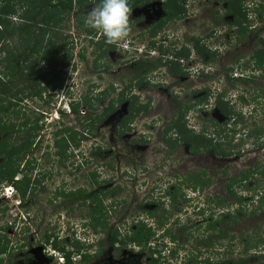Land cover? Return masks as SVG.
Segmentation results:
<instances>
[{
    "label": "rangeland",
    "instance_id": "rangeland-1",
    "mask_svg": "<svg viewBox=\"0 0 264 264\" xmlns=\"http://www.w3.org/2000/svg\"><path fill=\"white\" fill-rule=\"evenodd\" d=\"M162 1L157 0L155 5ZM245 1L246 7L251 9L256 5L264 6V0ZM93 3L94 1L88 3L82 12L75 11L67 17L69 29L66 30V33L72 34L73 57L71 64L66 68L63 87L47 92L50 95L49 103L45 100L47 98L31 97H27L20 103L25 113L30 116L39 113L44 114L40 120L42 130L30 150L31 157L37 158L35 168L54 170L56 173L59 171L56 175L57 179L60 180L64 177L70 188L77 187L87 183V180L83 179L88 169L86 161L90 158L91 148L99 145L102 151H98L99 154L92 158L95 162L94 166H98L102 171V176L105 177L104 180H108L105 183L106 186L120 187L119 192L111 198V201H115L112 204L115 212L113 211L109 218L108 229H114L117 223L122 230L125 225L129 228L133 225L134 219L139 216L147 219V224L154 228L157 227L158 219L170 216L169 228L174 230L181 227L187 228L179 234L178 243L182 246L174 260V264H184L191 253L197 256H199L197 253H202L197 257L200 261L207 258L206 256L213 257L211 249L216 250L215 253H218L217 248L219 245H217L216 240L211 239L210 232H203L206 226L205 217L207 218L210 213H213L216 218L219 217L222 210L231 209L236 221L231 219L232 221L226 225V229L222 232L223 237L217 240L219 243H223V260L233 259L235 261L244 257V259H248L246 264H264V258H259V254H264V244L261 241L264 239V206L259 209L256 215H250L254 208L260 207V201L258 200L260 194L255 195L257 190L254 188L261 182L257 179L259 176H253L254 178L248 183L249 186L247 185L248 188L239 189V194L247 198L244 201L246 203L244 209H246L247 214L243 215L236 212L239 205H236L235 201L230 200L232 201L230 202L228 196L226 197V190L223 189L231 176L238 177L240 172L247 166H264V147L260 148L257 144L252 145L251 141L248 140L249 134L241 140L237 136V141L233 140L232 144L229 145L225 142L228 146L225 147L230 150L232 145H237L235 148L241 154L240 157L234 156V151L233 153L231 151L228 157L220 158L209 153L193 156L188 153L186 147L179 146L176 149H170L166 148L160 141L163 125L172 118L171 113L174 115L177 108L182 105L176 103H182L185 100L186 92L193 89L195 85H207L208 89H214L216 86L223 88L225 84H230L231 79L226 81L222 77V72L218 70V75L216 74L217 71L215 72L217 76L208 75L207 82L200 84L201 82L196 78L192 79V77L187 78V76H184L186 72L182 64L178 67L181 72L176 73L175 76L169 75L168 71L163 69L160 72L146 73L144 66L141 67L142 63L149 62L153 64L155 58L162 57L163 52L159 47H163V44L166 45L168 39L161 35L157 44L158 49L151 48L155 46L152 43L150 46L148 45L150 41L148 30L144 31L148 24L139 22L137 20L139 16L137 17L131 12L129 15V36L123 42L117 44V49L109 54L107 61L98 60V64H107L109 69L105 70L104 67H99L94 70L93 61L96 51L89 46L88 39L81 34L83 31L78 26L81 18V20H85L86 13ZM186 4L190 17L189 22L171 23L163 30L165 33L170 29L175 30L176 26L178 29L174 33L175 37L177 36L180 41H184L186 33L203 37L221 25L217 35L225 32L224 41L233 38L230 26L231 18L225 14L226 12L223 10L224 3L220 0H187ZM78 13H80V16L77 15ZM250 15L252 21L250 25H256V28L246 36L244 45L241 47L236 46L237 49L229 50L230 52L225 50L222 56L217 57L216 61L220 66L232 65L239 54V57H242V63H247L252 47L256 43L255 36L257 35V38L264 37V30L261 28L264 24L256 23L255 16ZM135 19L136 21H134ZM13 20L16 21L17 17H14ZM215 22H218L219 25ZM172 37L170 33L169 38ZM145 47L149 51L147 55L144 52L141 55L139 50H135V48L144 49ZM163 50H166L165 53L172 54V51L168 48L163 47ZM151 52L153 53L150 54ZM80 53H85V60L80 59ZM190 56L191 54L184 59L185 63H187ZM195 57L198 56H193V58ZM133 78H137L134 79L133 83H138L140 79H144V82L140 86L134 85L131 94H136L140 101L148 103L150 110L148 113L136 118L130 126L131 130L125 133L123 137H120V126H117L116 123L125 114L124 107H120L115 114L104 120L100 125L95 126L91 132H88L85 122L82 120L84 110L79 118H76L73 112L68 110L70 101H78L85 94H89L91 97L97 96L98 92H101L110 84H113L117 89L112 94L115 97L118 91L129 84ZM253 82L249 83L248 81L244 83L245 85L240 84L237 87L240 86L243 89L247 86L246 84H250L255 88L261 87L262 93H264V76H255ZM23 86L24 84L18 85L16 89L18 87L21 89ZM45 95L46 93L43 96L45 97ZM107 101L108 99H105L98 105V112L102 111ZM244 110L247 113V109ZM203 112V116L212 117L214 111L211 108L210 111L205 109ZM196 113L197 110L187 114L189 118V121H187L189 125L196 127L198 130L202 122L196 119ZM263 116L264 99L260 103L256 116V120L261 124V127H264ZM60 127L79 130L80 139L82 140L79 147L74 146V144L71 145L68 154L72 153L73 155L71 154L64 163L59 162L58 157L55 156L54 148L53 132ZM208 127L211 129L210 125ZM120 129L123 128L120 127ZM229 134L230 132L227 131L222 137L228 135L227 140L232 139ZM21 139L22 135L19 136L16 143L18 144ZM263 141L264 139L257 141V143ZM38 158L40 159L38 160ZM1 162L2 158H0V164ZM82 162L85 167H80ZM203 169L208 171V175H211L215 183L213 187L207 188L200 196L203 198L218 194L222 203L224 202L226 205L232 203L231 205L228 204V208L220 206L212 208V203L205 202L201 197L196 198L195 195H198V193L195 195L188 193L195 201L185 203L183 199H180L177 205L173 207L169 206L167 198L166 201L161 199V195H164L167 191H172L176 176L186 177L189 171V180L191 178L195 179L193 176L196 172ZM224 171H227V176L223 175ZM80 172H83V174L79 175ZM17 176L21 177L20 174ZM53 187L54 185L48 188L46 192H44L45 189L35 188L34 191L27 194L22 202H20L17 192L12 193L5 189L0 191V230L4 231L2 233L6 235L5 237L2 235L1 240L4 241V238H6L9 243V252H5L0 256V259H3L1 264H64L65 257L62 253L54 251L49 246L43 249L44 239L52 235L57 236L59 242L62 245L67 244L69 248L72 243L71 239L75 237L80 246L85 247L83 251L90 253L91 259L87 262H83L80 256L74 255L73 262L75 264H112L116 263V258L122 260L116 264H139V262H145L151 257L149 251L138 257L135 252L130 250L136 251L137 248L129 247L117 256V252L106 245V233L96 232L85 225L86 216L89 213L88 205L83 207L78 205L77 208L69 200L54 198ZM179 193L186 194L182 190ZM247 196L251 197L248 198ZM251 200L255 202L253 203ZM72 207L73 209L70 210ZM201 211H204V213L202 214ZM149 213H152V215H148L149 218H147L146 215ZM151 231L155 230L151 229ZM184 234L190 236V239L186 240L183 237ZM163 239L157 242L151 240V248L156 245L158 249L162 250ZM203 239L208 242L212 240L211 247H205L198 243ZM255 240L261 242L258 247L252 248V243ZM164 242H167V249L173 247L170 244L171 239L167 238ZM101 243L102 245L105 244V248L95 255V251ZM163 250H165L163 254L168 256L169 252L165 248ZM50 255H53V258ZM92 255H95V257H92ZM164 262L167 263L168 260H164Z\"/></svg>",
    "mask_w": 264,
    "mask_h": 264
},
{
    "label": "trees",
    "instance_id": "trees-1",
    "mask_svg": "<svg viewBox=\"0 0 264 264\" xmlns=\"http://www.w3.org/2000/svg\"><path fill=\"white\" fill-rule=\"evenodd\" d=\"M95 2V0H0V158L2 162L0 164V191L1 187L5 184H13L17 190L19 197L22 201L25 200L29 190H35L36 186L32 189L31 178L28 177L27 167L30 170L37 165V158L33 160L25 161L26 156L30 152L35 139L37 138L39 132L42 130L40 125V120L44 114L39 113L38 115H28L25 113L24 109L20 106V103L27 97L45 99L49 103L50 95L47 92L54 91L56 89H61L64 84V76L66 68L71 64L73 57V41L72 34L66 33L69 29L67 25V17H69L73 11L82 12L84 7L88 3ZM183 0H165L164 9L168 18H180L183 16L185 11L183 5ZM222 3L226 4V15H231L234 25L239 27L240 34L247 32L248 27V11L245 7V0H220ZM134 6V5H133ZM132 4L129 7H133ZM80 16V13L77 14ZM17 17V20H13ZM82 19V18H81ZM79 20V28L83 31L86 39L89 40V45L94 42L93 38L98 37L96 42V53L95 59L93 61V69L96 70L99 67H104L105 70L109 69V66L98 64V60L107 61V58L113 50L117 48L115 45H109L104 42V37L97 30L87 27L83 20ZM155 33H152L154 36ZM91 38V39H90ZM260 48L255 51L256 64L259 67L264 66V37L259 40ZM158 48V47H157ZM159 49L165 53L163 47ZM178 58L188 56L184 50L176 52ZM80 59L85 60V53L79 54ZM178 63V61L176 62ZM161 64V60L156 64L142 63L145 68V72H151L155 67ZM179 67V66H178ZM176 68V67H175ZM176 73H180V69H176ZM133 78L130 80L123 89H120L115 97L112 96L116 92V87L110 84L108 87L104 88L101 92H98L97 96H90L85 94L80 97L78 101H70L69 107L71 112L79 118L81 112L84 110L83 121L87 127L88 132H91L95 126L101 124L111 113L117 110V108L125 102H128V110L132 115L138 114L141 111H145L146 107L140 104L138 97L135 94H131L134 85L140 86L143 84L144 79H140L138 83L134 82ZM24 84L23 88L16 89L18 85ZM46 93L45 97L43 96ZM110 97V98H109ZM108 99V104L102 108V113H97L99 111L98 105ZM207 99H198L199 101ZM219 101V106L222 114L228 117V120L233 117L236 112L228 108V105ZM139 103V104H138ZM83 108V109H82ZM178 120L174 121L165 130L167 134L170 130H175V134L178 138L175 140L164 139L166 144L175 147L178 143L187 144L189 149L193 153L209 152L216 157L225 158L230 155L225 145L221 143L214 142L211 138L204 135H192V132L187 129L185 122L183 121L182 111L179 113ZM22 120V121H20ZM228 120L223 124L225 125ZM120 126L125 128V120H120ZM207 132V129H205ZM79 130L72 128H58L53 132L54 138V148L55 155L59 157V162L68 159V150L72 144L79 147L81 143ZM22 135L21 141L17 144L16 140ZM38 143L36 144V146ZM41 158V157H40ZM38 158V160L40 159ZM264 166L259 169L254 170L251 177L254 174H258L264 181ZM259 168V167H257ZM20 174L19 178L17 175ZM249 173H242L240 182L248 180L250 178ZM205 171L198 172L194 177L198 178L195 182H192L194 188L192 190H199L202 192L205 186L210 184L211 178L205 179ZM236 177H232L230 183L227 184L229 187V196H239V203L236 212L240 214H247L245 207V202L239 194V190L235 191L232 189V184L236 181ZM44 180V176L41 178H36L34 182L35 185H41ZM187 182V181H186ZM200 187V188H199ZM199 188V189H196ZM44 190V189H42ZM181 188L178 186L174 187V190L169 191L172 197L170 206L177 205L180 199L184 201L187 200L186 194H180ZM115 190H112L114 192ZM102 192V191H101ZM198 193V191H197ZM81 198L92 199L96 194H88L85 192L79 193ZM258 195V194H257ZM72 193H68L66 197H71ZM79 196V195H78ZM79 196V197H80ZM97 197V196H96ZM219 199V197H217ZM94 200V206L91 207L88 213V220H85V225L96 232L106 233L109 236V245L116 246L120 245L126 247H139L140 252L150 253L151 260L147 264H167L171 256H166L163 254L162 250L152 249L150 244L151 240L154 239V233L151 231L150 227L143 224L141 226L137 225L131 233L126 234L125 239L119 236V232L108 229L109 217L108 209L102 203L101 199ZM205 202L212 203V208L214 206H220L226 208L224 202L219 199V205L216 202L214 196H208ZM260 207L254 208L250 215H256L259 209L264 206V192L261 193L259 197ZM252 202V201H251ZM85 203V202H84ZM232 207V206H231ZM223 208V209H224ZM228 208V207H227ZM217 209V208H216ZM215 209V210H216ZM264 209V208H263ZM233 211L231 209L222 210L219 213V217H214L213 213H210L206 220L205 230H210L212 232L213 239L217 234L216 238H222V232L226 229V225L230 221H236L233 217ZM203 214L204 211H201ZM232 219V220H231ZM3 231H0V255L5 252L8 241L5 237ZM2 235H4L2 237ZM192 235V234H191ZM193 236V235H192ZM261 236V235H260ZM2 237V238H1ZM53 237V236H52ZM258 237V236H255ZM173 242H176L178 236L176 234L171 236ZM190 239V236L185 238ZM260 239V238H259ZM264 244V239L261 240ZM260 241V242H261ZM259 240H255L252 243V248L258 247L260 244ZM201 245L209 246V242L200 240L198 242ZM79 244V245H78ZM49 246L55 251L61 252L65 257L64 264H75L73 262L74 255L80 256L83 262L90 260V253L88 254L83 251L85 247H81L78 240H73L69 249L67 244H61L57 237L54 239L51 236L45 238V247ZM102 243L99 250L102 249ZM119 246V247H120ZM166 247V245H164ZM151 249V250H150ZM199 249V248H198ZM134 251L133 249H130ZM200 250V249H199ZM198 250V251H199ZM171 251V250H170ZM178 250H172L170 253L173 256L178 255ZM157 253L156 257L153 255ZM177 257V256H176ZM198 256L191 253L188 260L194 261L195 264L200 263L198 261ZM259 258H264V254H259ZM164 260H168L167 263ZM246 264L248 259L241 257L235 261L229 259L224 264Z\"/></svg>",
    "mask_w": 264,
    "mask_h": 264
},
{
    "label": "flooded vegetation",
    "instance_id": "flooded-vegetation-1",
    "mask_svg": "<svg viewBox=\"0 0 264 264\" xmlns=\"http://www.w3.org/2000/svg\"><path fill=\"white\" fill-rule=\"evenodd\" d=\"M155 2H157V0H128L129 6L131 4H132V6L134 5L133 7H130L131 13L137 17L139 16L138 17L139 19H137L139 22L141 21V23L148 24V27L144 28V31L148 30V37L150 38L148 45L150 46V44L152 43L155 47H151V48L158 49L157 44L160 40V36L162 35L164 38L168 39V42L167 43L165 42L166 45L164 44L163 47L166 49L168 48L172 51V54L162 53V55H161L162 57L155 58V61L153 64H156V62H158L160 58H161L160 59L161 64L157 67L154 66V68L151 72H155V71L160 72L163 69V70H167L169 75L175 76L176 74H175L174 70L178 69V66H181V64H182V66L184 67V71L186 72L185 73L186 75H184V76H187V78L192 77V79L196 78L199 82H201L200 84H205V82H207L208 75L217 76L218 70H220L222 72V74H223L222 77L226 81L231 79L230 84H225V87H223V88L216 86V87H214V89H208L207 85H204V86L203 85H195V87L193 89L186 92L187 96H185V100L182 103H176L177 105L178 104H180V105L182 104V105L177 108L174 115H173V113H171L172 118L170 120H168V122L163 125L161 135H160V141L164 144V146L166 148H170V149H176L179 146L186 147L188 153H190L193 156H198L202 153H209V152L203 151V152L195 154V153L191 152V150L189 149V146L187 144H182L181 142L178 143V145L175 147H172V146H169L168 144H166V142L164 140L165 138L170 139V140H175V138H178L175 134L174 129L168 131L167 134L165 133V130L168 128V126L170 124H172L174 121L178 120V118L180 116L179 113L182 111L183 121L185 122L187 129L192 132V135L196 136V135H204L205 134L206 137L211 138L214 142L221 143V144H223V146L225 145L226 147H228L227 145L232 144L233 140H235V141L238 140L237 136L241 140L247 134H249L248 140L251 141L252 145L257 144V146L260 148L264 147V141L261 143H257V141L264 139V127H261V124H259L258 121L256 120L257 112L260 108V103L264 99V93H262L261 87L255 88L250 84H246L247 86L243 87V89H241L240 86L237 87V85L244 84L245 82H248V81H249V83H254L253 80L255 79V76H258V75L264 76V66L262 68L256 64V55H255V51L260 48L258 40L260 38H263V37L257 38V35L255 36L256 37V41H255L256 43H255V45L253 44L254 46L252 47L251 55H250L251 58L249 57L250 60L248 59L247 63H242L243 60H242V57H239L240 54L237 55L235 62L232 63V65L227 64V65L220 66L219 64H217L218 62L216 61L217 57L222 56V54L224 53L225 50H227V51H229V50L231 51L232 49L236 50L237 49L236 46L241 47L242 45H244V39L246 38V36L250 32H253L252 30L256 28V25H250V23L252 22L250 14H253L255 16V19H257L256 23L264 24V11H263L264 6L263 5H256L253 7V9H251L250 7H246V5H245V7L249 13L248 14L249 18H248V23L246 24L248 26V27H246L247 32H245L244 34H240L239 27L237 25H234L233 23H231V21H232L231 15H227L228 17L231 18L230 26H231V35L233 37V38H230L231 40H225L224 41V35H226L225 32L219 33L217 35V31H218L219 27L221 26L220 25L219 27H216L215 29L211 30L208 34H206L203 37H198L196 34H190L189 35L188 33H186L184 41H180V38H178L177 36L175 37V34H174L176 32V30L178 29V27L176 28V26H175V30L170 29L167 31V33H165V31H163V30L166 28V26L170 25L171 23H178L180 21H183V22L186 21L187 23L189 22L190 17H189V12H187V4H186L187 0L182 1V5L185 9V11L183 12L184 13L183 16L180 18H173V19L167 17V14H166L165 9H164L165 0H163L161 3H156L157 5H155ZM225 9H226V4L224 3V6H223L224 12L226 11ZM249 9H251V10H249ZM73 12H75V11H73ZM134 21H136V19ZM215 23L218 24V22H215ZM261 28L264 30V25ZM153 32L155 33L154 36H152ZM170 33L173 36L172 38H169ZM222 35H223V37H222ZM93 39H94V42L92 43L91 47H93L94 51H96V45H97L96 42L98 40V37L93 38ZM135 50L140 51L141 48H135ZM182 50H184L188 56H185L184 58L181 57L179 59L178 63H176L178 56L175 53L182 51ZM113 51H115V50H113ZM113 51L110 52V54L113 53ZM152 53L153 52H151L150 54H152ZM140 54L142 55L143 53H140ZM190 54H191L190 58L187 60V63H185L184 59L188 58ZM173 55H176V56H173ZM193 56H198V57L193 58ZM219 66H220V68H219ZM215 72L217 75L215 74ZM205 96L207 99H205V100L203 99L202 101L198 100L200 98H204ZM138 99H139V97H138ZM218 100H220L222 102L221 106L224 103H226L228 105V108H231L236 112V114L233 117H231L229 120H228V117H225L222 114ZM108 101L105 105L108 104ZM139 103L146 107L145 111H141L138 114H134L131 116V114L128 110V104L129 103L125 102V103H122L117 108L116 111H114L113 113H111L107 117V118H109L110 116L115 114L120 109V107H126L125 114L123 116H121L116 123L117 126H120L119 121L125 120L124 123L126 124V127L123 128L120 126L123 129H120V127H119L120 137H123V135H125V133H127L128 131L131 130L130 126L132 125V123L135 121L136 118H139L140 116L149 112L150 105L148 103H144L142 101H140ZM211 108L214 111L212 114L213 116L212 117L203 116V113H204L203 111H205V109H208L210 111ZM244 109H247V113ZM196 110H197V113L195 115L196 119L198 121L202 122L200 129H198V130L196 129V127L189 125V123H188L189 118L187 116V114H189L191 112H196ZM97 113L100 114V113H102V111L97 112ZM222 117H223V119H222ZM263 119H264V116H263ZM226 120H228V122L224 125L223 123ZM209 125H210L211 129H209V127H208ZM205 129H207V132ZM227 131L230 132L229 135H231L232 139L227 140L229 138L228 135H225L224 138L222 137L224 134L227 133ZM239 132H241V133H239ZM40 138H41V135H40ZM225 142L227 143V145ZM251 144H250V146H251ZM239 146H241V145H239ZM231 147H232V149L229 150V148H228L227 151L228 152L230 151V153H231V151H232V153L234 151V156L240 157L241 154L238 152V149L235 148V147H237V145H234V146L232 145ZM98 151H102L101 147L99 145L92 147L91 152H90V158L86 161L87 162L86 165H87L88 169H87L86 173L84 174L85 177L83 179L87 180L86 181L87 183L79 185L77 187L75 186L73 188H70L69 185L67 184V182L65 181L66 178L64 179V177H63L60 180L57 179L56 175L59 173V171L56 173L54 170L49 171L48 169L46 170L45 168L41 169V168H35V167L30 170V167H27L28 177L31 178V182H32V189H34L33 187L36 186V188H38L40 190L45 189L44 192H46L48 190V188H50L52 185H54V187H53L54 198H56V199L62 198V200H69L71 203L75 204L77 208H78V205H80V207L88 205L89 211H90L91 207L94 206V203H92V202L94 200H97L99 202V200H98V198H99V199H101L102 203H104V205L107 207V209H108L107 214H108V217L110 218L112 212L114 211L112 204L115 203L114 200L111 201V198H113L116 195L115 193L119 192L120 187L116 186V187L112 188V187H109V185H107V186L105 185V183H107L108 180H104L105 177L102 176V171H100V168L98 166H94L95 162H93L94 160H92L93 157L95 158L97 156V154H99V153H97ZM30 152L26 156L28 158L25 159V161L29 162L30 160L34 159L31 157ZM71 154L72 153H70V155L68 156V159L71 156ZM209 154H211V153H209ZM56 157H58V156H56ZM58 159H59V157H58ZM65 161H63L62 163H64ZM90 164H92V165H90ZM59 167H61V166H59ZM80 167H85L83 162L81 163ZM257 167L258 166L252 165V166H247L244 170H242L240 172V175L238 177H236L237 182L232 184V189H234L235 191H238L239 189L244 190L245 188H248L247 185L249 186L248 183H250V180L253 179L255 176H259L258 174H254L255 176L251 177L255 168L259 169V170L261 168V167H259V168H257ZM203 171L206 172V176L204 178L205 179L211 178V181H210V184H208V186H205L203 188L202 192H199V190H192V188H194V187H193V185H191L192 182H195L198 179L194 176L200 171L196 172V174L193 176L195 179L191 178L189 180V178H190L189 171H188V176H186V177H183V178L178 177V176L175 177L176 182H175L174 186H172V190H174L175 186L180 187L181 190L184 193H186L187 198H188L187 200H190L187 202L184 201L185 203L195 201V199H193L190 195H188V193L195 195L198 191V195H195V196H197L196 198L199 199L201 197L200 196L201 193L203 194V192H205L207 188L213 187V184L215 182L213 181L211 175H208V171L206 169H203ZM226 172L227 171H224L223 175L225 174L227 176ZM244 172L249 173V175L251 174L250 178L248 180H244V181L240 182L241 175ZM82 174H83V172H80L79 175H82ZM43 176H44V180L42 181L41 185H38V184L35 185L34 182L36 181V178H41ZM100 178H101V181H100ZM231 178H232V176L229 178L228 182L225 184V187L223 189L226 190L225 194H226V197L228 196V200L229 201L230 200L235 201L234 203L236 205H238L239 196L237 194H236V196H231V197L229 196L230 191H229V187L227 186V184L230 183ZM259 178H257V179L261 182H259L254 187V188H256L255 190H257V193H255V195L258 193L261 195V193L264 192V181L262 180V178L260 176H259ZM257 179H255V180H257ZM45 180H46V182L44 183ZM184 187H186V188H184ZM199 188H196V189H199ZM112 190H115V191L112 192ZM181 190H180V192H181ZM31 192H32V190L30 189L28 194H30ZM80 192H85L86 195L95 193L97 197L95 196L91 200L85 199L86 201H84L83 198H81L82 196H80V194H79ZM68 193H72V196L66 197ZM208 196H212V195H208ZM208 196L203 197V198L201 197V199L205 200ZM214 197H215L216 202L218 204L219 199H221L220 195L216 194V195H214ZM217 197H219V199ZM241 197L243 198V201L247 200V198L244 195H241ZM247 197L250 198L251 196H247ZM166 198L168 199V203L170 206V203L172 201V197L169 194V191H167L164 195H161V199L165 200ZM258 200H259V197H258ZM232 201H230V202H232ZM251 201H253V200H251ZM221 202H222V200H221ZM228 204L231 205L232 203H228ZM72 209H73V207L70 210H72ZM148 215L151 216L152 213L147 214L146 215L147 218H149ZM88 216L89 215L86 216L87 220H88ZM170 218H171L170 216L169 217L165 216V217H162L161 219H158L157 227L152 228L151 225L147 224L148 223L147 219L139 216L138 218L134 219V223L131 227L128 228L125 225L124 229L122 230L120 225L117 223V224H115V227L112 230L113 231L117 230L119 232V236L121 238L123 237L125 239L126 234L131 233V230H134L137 227V225L141 226L142 223L145 225L147 224V227H150L152 230H155V231H153V233H154V237L157 238V239L155 238L156 242L159 241L160 239L164 238L162 240V244H163V248L166 249L167 248V245H166L167 242L165 243L164 241L167 240V238L171 239V236L174 234H176L179 238V234L187 229V228L185 229V227L184 228L183 227L177 228V230L169 228L168 225L170 223L168 221L170 220ZM204 229H205V227H204ZM0 231H2V230H0ZM203 232H205V233L210 232L211 233L210 235H212V232L210 230H204ZM217 235L212 240H216L217 245H219L217 248L218 253H215L216 250L211 249L210 251L212 252L211 255L213 257L206 256L207 258H204L201 261L198 260V261H200V263H197V264H224L225 263V260H223V248H222L223 243H219V241H217V240L221 239V238H216ZM52 236H51V238L54 239L55 235H52ZM183 237L186 238L188 236H187V234H184ZM57 239H58V237H57ZM212 240L209 241V246H205V245L204 246L205 247H211L210 245H211ZM58 241H59V239H58ZM106 243H107L106 245L111 250H114L117 252V256L121 255L120 252H122L124 249H128V247H126V246H122V247L120 245L110 246L108 244L109 243V236L107 237ZM8 244H7V247H8ZM170 244H172V246H173L171 251L172 250H178V251L181 250L182 245H179L178 239L176 242H173L171 239ZM100 245L98 246L97 251H95V255L99 254L101 252V250L103 248H105L104 247L105 244H104L102 246V249L99 250ZM164 245H166V247H164ZM21 246H23L24 248H27L24 245H21ZM7 247H6L5 252H9V247L8 248ZM153 247L154 248H152V249H158L156 247V245ZM44 248H45V239H44V243H43V249ZM129 248H131V247H129ZM163 248H161L162 251H164ZM5 252H3L1 254L3 255V254H5ZM133 252H135L138 257H139V255L140 256L144 255V252L143 253L140 252L139 247H137L136 251H133ZM197 254L200 256L202 253L199 252ZM95 255H92V257H95ZM157 255L158 254L155 253L153 255V257H156ZM169 256H171V257L169 259V263H167V264H174V260L176 259L177 255L173 256L170 253ZM116 260H117L116 263L117 262L119 263L122 261L121 258L120 259L116 258ZM149 260H151V257H149V259L146 260L145 262H139V264H147V262ZM228 260H226V262ZM2 261H3V259H0V264L2 263ZM8 263H10V262L8 261ZM116 263H112V264H116ZM184 264H195V263H194V261L187 260V262Z\"/></svg>",
    "mask_w": 264,
    "mask_h": 264
},
{
    "label": "clouds",
    "instance_id": "clouds-1",
    "mask_svg": "<svg viewBox=\"0 0 264 264\" xmlns=\"http://www.w3.org/2000/svg\"><path fill=\"white\" fill-rule=\"evenodd\" d=\"M130 12H131V9L129 7L128 0H95V2L92 4V7L86 13V18L84 20V23L87 27L99 31L101 35L104 37V42L106 44H109V45L116 44L117 46L118 43L123 42L129 36ZM88 43H89V40H88ZM143 52L146 54L149 53L147 47L140 50V53H143ZM68 110H70L69 105H68ZM4 189L7 191H11L12 193L17 192L13 184L3 185L1 187V191H4ZM20 202H22L21 199H20ZM252 202L254 203L255 201H252ZM75 239L76 238L73 237L71 241L73 242V240ZM131 248L136 249L137 247L132 246ZM69 249H72V247H70ZM171 249L172 248L170 249L166 248L169 254H170ZM58 253H61V252H58ZM52 256L53 255H50L51 258H53Z\"/></svg>",
    "mask_w": 264,
    "mask_h": 264
},
{
    "label": "water",
    "instance_id": "water-1",
    "mask_svg": "<svg viewBox=\"0 0 264 264\" xmlns=\"http://www.w3.org/2000/svg\"><path fill=\"white\" fill-rule=\"evenodd\" d=\"M124 109H126V107H124Z\"/></svg>",
    "mask_w": 264,
    "mask_h": 264
}]
</instances>
